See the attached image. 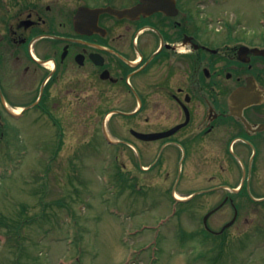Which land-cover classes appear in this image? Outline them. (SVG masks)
I'll list each match as a JSON object with an SVG mask.
<instances>
[{"label":"flooded vegetation","instance_id":"flooded-vegetation-1","mask_svg":"<svg viewBox=\"0 0 264 264\" xmlns=\"http://www.w3.org/2000/svg\"><path fill=\"white\" fill-rule=\"evenodd\" d=\"M230 6L0 0V143L23 121L40 141L53 135V158L76 120L89 129L97 115L120 175L135 173L124 155L167 186L179 175L187 191L173 194L195 211L217 264H264V23ZM83 7L105 10L77 25Z\"/></svg>","mask_w":264,"mask_h":264},{"label":"rangeland","instance_id":"rangeland-1","mask_svg":"<svg viewBox=\"0 0 264 264\" xmlns=\"http://www.w3.org/2000/svg\"><path fill=\"white\" fill-rule=\"evenodd\" d=\"M231 5L251 25L264 20V0ZM91 115L89 129L75 121L53 158L43 145L52 134L40 141L41 131L23 121L16 139L0 143V264H217L212 242L196 235L195 211L175 200V187L187 191L179 175L167 186L124 155L135 171L127 183L136 184L120 186L116 147L103 140Z\"/></svg>","mask_w":264,"mask_h":264},{"label":"water","instance_id":"water-1","mask_svg":"<svg viewBox=\"0 0 264 264\" xmlns=\"http://www.w3.org/2000/svg\"><path fill=\"white\" fill-rule=\"evenodd\" d=\"M85 11H89V9L86 8V7L81 8V10H80L78 16H76V24H78V21H79L78 19H79L81 16L84 15ZM94 11L96 12V14H98V12H99L100 10H94ZM113 12H115V13H120V12H121L122 14H125V13H128L129 10L120 11V12H118V10H113ZM262 52H264V51H262Z\"/></svg>","mask_w":264,"mask_h":264},{"label":"trees","instance_id":"trees-1","mask_svg":"<svg viewBox=\"0 0 264 264\" xmlns=\"http://www.w3.org/2000/svg\"><path fill=\"white\" fill-rule=\"evenodd\" d=\"M124 181H127V178H126V177L124 178ZM6 224L8 225V223L5 222V225H6Z\"/></svg>","mask_w":264,"mask_h":264}]
</instances>
